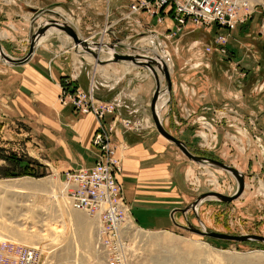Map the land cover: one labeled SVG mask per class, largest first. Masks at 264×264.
<instances>
[{
  "label": "rangeland",
  "instance_id": "1",
  "mask_svg": "<svg viewBox=\"0 0 264 264\" xmlns=\"http://www.w3.org/2000/svg\"><path fill=\"white\" fill-rule=\"evenodd\" d=\"M49 1L0 0V43L5 54L14 59L24 57L29 50L31 32L46 20L70 23L81 38L93 42L126 43L125 48L117 50L120 54L143 55L148 50L140 45L144 40H150L161 54L163 51L169 53L172 66L171 93L162 95L158 101L167 99L159 110L165 129L182 140L192 154L223 162L244 175V190L237 200L223 203L205 199L195 211L189 209L182 214L178 210L188 208L201 194L216 192L231 196L236 191L237 182L227 172L188 160L155 131L165 145L160 154L165 180L157 189L160 193L150 197V203L141 202V193L136 192V195L138 203L145 206L146 211H152L159 223L144 228L140 226L141 222L132 218L134 215L131 222L144 234L168 233L177 239L179 246L185 241L198 246L202 244L196 250L199 258L194 259L195 264H263V243L215 240L183 228L191 225L201 229L203 223L211 232L264 237V38L258 31L259 15L229 33L224 55L214 50L204 55L202 48L213 46L217 33L214 27L189 25L172 46L166 42L164 47L157 35L159 30L156 32L151 25L141 28L136 22V18L145 17V14H135L127 19L128 5L133 0H53L59 4L47 8L51 13L37 10ZM87 18H91V24L85 29ZM153 18H148L153 19L151 24L156 22ZM168 24L171 23L168 21ZM49 30L51 32L45 37L53 33L52 30L59 33L69 44L64 51L74 55L72 39L54 28ZM90 34L95 38H84ZM39 45L44 44L39 42L36 47ZM101 57L106 55L101 54ZM76 62L75 65L79 66L86 62L94 64L92 58L84 54L79 55ZM111 64L130 66L131 69L127 70L130 73H126L115 87L114 80H110L115 75L106 74V67L110 64L98 65V75L91 77L96 100L114 104L108 99L112 100L114 93L122 88H127L128 96L134 99L144 83L151 85L149 96L152 98L155 84L147 70L129 63ZM21 68L0 58V243L11 241L38 248L42 252L41 264H107L96 247V219L69 209L62 196V177L40 165L39 137L47 121H58L60 106L70 105L74 112L81 113L71 102L60 105L59 95L55 96L51 84L25 88L19 80L25 67ZM123 72L120 70L119 74ZM130 76H138L139 80L132 83ZM158 77L163 90L165 81L162 74L158 73ZM64 79L59 82V87L54 82L59 91ZM66 87L69 93L78 88L71 83ZM150 102L145 108L147 116L144 121L147 127L154 128L149 113ZM93 149L97 161L99 153ZM137 190H141L140 185ZM79 213L90 231L91 247L88 250L82 247L73 221L72 215ZM129 237L121 236L128 248L126 261L149 264L147 256H143L142 242L133 235ZM251 255H256L252 257L255 260L252 261Z\"/></svg>",
  "mask_w": 264,
  "mask_h": 264
},
{
  "label": "crops",
  "instance_id": "2",
  "mask_svg": "<svg viewBox=\"0 0 264 264\" xmlns=\"http://www.w3.org/2000/svg\"><path fill=\"white\" fill-rule=\"evenodd\" d=\"M75 2L80 4L79 1ZM55 3L59 4L58 2ZM55 3L50 0L44 6L38 7L37 10L42 9L43 12L51 13L52 11L49 12L47 8L55 5ZM91 7L92 5L90 4L89 9ZM153 19L149 20L146 16H142L135 20L140 23L141 28L151 25L156 32L159 30L160 32H157L159 37L165 32L166 26L170 28L174 25L170 18H165L163 25L157 22L151 24L152 22L150 21ZM90 20L91 18L85 20L88 21L84 27L85 29L90 26ZM168 21L171 23L170 25ZM84 38L95 37L90 34ZM65 39L57 32L47 35L42 41L44 45H39L38 48H35L29 62L24 66H19L20 68L25 67L23 76L19 77V80L22 81L21 84L25 88L33 87L35 84L46 85L47 83L54 86L55 96H58L60 93L59 82L63 78H71V86L87 90L91 77L98 75L100 70L95 64L86 62L78 66L79 70L77 71V65L75 64L78 63L76 61L79 55L74 53L71 56L64 51L66 47H69ZM176 40L168 42V44L172 46ZM130 69V66L110 64L106 67V74L115 75V78L113 77L110 80H114L116 87L118 81L125 77L126 73H130L127 71ZM120 70H123L124 74L120 75ZM107 71L111 73L109 74ZM115 71L116 74H113ZM14 73H16L15 70ZM138 73L140 72L138 71ZM135 79L139 80L138 76L129 78V81L133 83ZM105 81L107 80L105 79ZM54 82L58 87L55 86ZM144 84L140 85L142 90L139 91V94L134 99L128 96L127 88H122L123 90L114 93L112 100L108 99L115 105L114 113L104 116L103 122L105 125L113 126L114 124L110 141L116 147L115 156L121 163L122 171L118 176V180L122 186L124 200L128 207L131 208V217L134 215L132 218L138 223L141 222L140 226L150 228L153 223H159V221H157L152 211H146L145 206L138 203L136 192L141 193V202L147 201L148 203L151 202L150 197L154 193H160L157 189L160 188V185L164 183L163 180H165L163 179V170L160 165V154L165 145L162 139L155 134L156 129L145 125L144 120L147 116L145 108L151 100L149 96L151 85L148 83ZM115 87L112 89H115ZM112 89L110 91H113ZM58 118L56 122L47 121L46 128H42L40 132L39 141L40 151L42 152L40 154L42 158L40 165L46 167L45 169L49 170V172H57L61 177L63 172L66 171H74L80 168L90 169L97 157L95 150L89 144L97 128L96 119L92 114L81 115L74 112L70 105L60 106ZM122 120L127 121L130 128H124L120 123ZM0 147H2L1 144ZM138 185L141 187L140 191L137 190Z\"/></svg>",
  "mask_w": 264,
  "mask_h": 264
},
{
  "label": "built area",
  "instance_id": "3",
  "mask_svg": "<svg viewBox=\"0 0 264 264\" xmlns=\"http://www.w3.org/2000/svg\"><path fill=\"white\" fill-rule=\"evenodd\" d=\"M141 13L148 18L155 17L160 25L164 24L165 18L173 21L174 25L170 28L166 26L165 32L160 35L164 47L167 46L166 42L176 40L189 25L214 27L217 33L214 36L213 46H204L202 52L208 55L214 50L219 55H224L229 33L251 21L257 14L259 15L258 31L264 38V0H133L128 5L127 19ZM166 55L163 59L170 61L169 53L167 52ZM78 66H76L77 70H79ZM71 81V78L62 81L63 87L60 88L58 101L60 105L71 102L77 112L95 116L97 128L89 144L98 151L99 155L90 169L63 173L62 196L69 209L92 215L100 222L96 247L105 262L124 264L125 251L128 248L119 230L128 217L131 219L130 208L124 200L122 186L118 180L122 171L121 163L115 157L116 147L110 141L114 128L103 122L104 116L114 113L115 106L95 99L93 79L89 90L83 91L77 88L73 93H69L68 87L64 86ZM122 124L124 128H130L128 122ZM40 251L35 247L4 241L0 243V264H41Z\"/></svg>",
  "mask_w": 264,
  "mask_h": 264
},
{
  "label": "water",
  "instance_id": "4",
  "mask_svg": "<svg viewBox=\"0 0 264 264\" xmlns=\"http://www.w3.org/2000/svg\"><path fill=\"white\" fill-rule=\"evenodd\" d=\"M50 12V10H48ZM54 28L55 30L62 32L65 34L68 38L72 39L74 52L77 55H86L89 56L94 60V63L99 66L111 64V63H130L135 67H139L142 69L147 70L154 79L155 89L152 94L151 102L149 104V113L151 120L153 122L154 128L158 132V134L164 138L166 141H169V143L173 144L184 157H186L188 160L194 162L195 164H201V165H207L213 168H217L219 170H222L224 172H227L231 174L236 182H237V188L236 191L231 196H225L224 194L216 193V192H208L204 193L198 196V198L188 207L183 210H178L182 214H184L186 211L193 210L196 205L204 201L205 199H216L219 201H222L223 203H230L235 200H237L243 193L245 182H244V175L240 173L238 170L234 169L231 166H228L224 164L223 162H220L218 160L204 157V156H198L192 154L186 144L179 140L178 138L174 137L172 134H170L163 126V123L160 119L159 112L156 110V106L162 95L171 93V77L170 72L168 71L167 67L161 61L160 58H151L147 56H142V54H120L117 50L124 46L125 44H108V43H101V42H93L92 40L83 39L79 36L77 31L67 22L65 21H57V20H46L43 22L40 26L37 27L36 30L31 32L30 34V44H29V50L27 54L18 59H14L9 57L7 54L4 53L1 43H0V58L3 59L7 64L11 66H20L25 63H27L35 48L38 44V40L40 38L45 37L46 32L50 29ZM128 50L129 47L127 46ZM101 54L106 55L105 58L101 57ZM159 71V72H158ZM158 73L162 74V77L165 81V88L161 89V81L158 77ZM177 211V210H176ZM173 211L171 213H174ZM185 230L194 233L199 234L200 236L209 237L211 239L215 240H222V241H234V242H257V243H263L264 244V237L257 236V235H229L224 233H217V232H211L207 228L205 230H202V224L201 229L194 228L191 225H188V227H183Z\"/></svg>",
  "mask_w": 264,
  "mask_h": 264
},
{
  "label": "bare ground",
  "instance_id": "5",
  "mask_svg": "<svg viewBox=\"0 0 264 264\" xmlns=\"http://www.w3.org/2000/svg\"><path fill=\"white\" fill-rule=\"evenodd\" d=\"M160 29H162V28H160ZM52 31L54 32V30H52ZM50 32H51V30L47 31L46 34H48ZM43 38L44 37L40 38V40H38V43L39 42L41 43ZM161 42H162V44H164L163 41H161ZM161 46H164V45H161ZM140 48H142L144 50L145 49L148 50V52L144 53L142 56L145 55V56L151 57V58L152 57L153 58H155V57L160 58L161 61H163V63L167 67L168 71L170 72L171 67H172L170 61L162 59V58L167 56L164 51H163V54H161L158 51V47H156L150 40H144V43L142 45H140ZM162 55H164V57ZM95 66H97V68L99 67L96 64H95ZM166 102H167V99H163L161 102L157 103V106H156L157 112H159V110L165 106ZM202 166H207V165H202ZM65 204H66V202H65ZM196 209H197V205L195 206L194 211ZM72 216H73L74 224H75V226L79 232V234H78L79 238L78 239L82 243V247L86 250L90 249V247H91V236H90V231L88 230V225H87L88 223H86V220L84 219V217L80 216V213L74 214ZM96 221H97V225H98V230H97V238H98L99 233H100V222L97 219H96ZM201 224L203 227L202 230H205L206 227L204 226L203 223H201ZM119 234L121 236L126 235V236H130V237L133 235L134 238H138L144 246L143 256H144V258H146V256H147L146 261L149 264H192L191 261L193 262V264H195L194 259L199 258V257H196V255L199 256L198 253L196 252V250L198 247H202V244L198 246L197 244L186 243L187 241L183 242V245L179 246L177 243V239L170 237V235H168V233L144 234L143 232H141L137 229V227L134 225L133 222H131V219L129 217L126 219V222L124 223V225L120 228ZM129 238H127V239H129ZM164 250H165V252H164ZM162 252H164V253H162ZM254 256H256V255H251L250 257L254 258ZM253 258H252V261L255 260ZM96 261H98V259ZM97 263H99V262H97ZM124 264H131V263H128L126 261Z\"/></svg>",
  "mask_w": 264,
  "mask_h": 264
},
{
  "label": "trees",
  "instance_id": "6",
  "mask_svg": "<svg viewBox=\"0 0 264 264\" xmlns=\"http://www.w3.org/2000/svg\"><path fill=\"white\" fill-rule=\"evenodd\" d=\"M64 87H66V86H64Z\"/></svg>",
  "mask_w": 264,
  "mask_h": 264
}]
</instances>
